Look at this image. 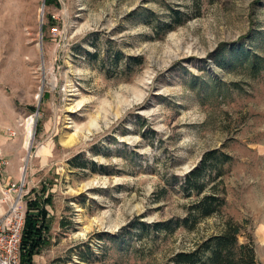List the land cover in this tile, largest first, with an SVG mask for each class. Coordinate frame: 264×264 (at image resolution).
I'll return each mask as SVG.
<instances>
[{"label": "rangeland", "instance_id": "1", "mask_svg": "<svg viewBox=\"0 0 264 264\" xmlns=\"http://www.w3.org/2000/svg\"><path fill=\"white\" fill-rule=\"evenodd\" d=\"M46 2L0 0L6 182L25 213L51 198L34 264H176L229 220L264 264V0ZM213 150L198 196L186 178ZM212 193L220 211L185 226Z\"/></svg>", "mask_w": 264, "mask_h": 264}, {"label": "trees", "instance_id": "2", "mask_svg": "<svg viewBox=\"0 0 264 264\" xmlns=\"http://www.w3.org/2000/svg\"><path fill=\"white\" fill-rule=\"evenodd\" d=\"M47 5L56 3V0H47ZM180 12L174 11L169 22L160 24L161 28L170 30L174 21H179ZM118 56H113L117 58ZM221 157L226 156L218 150L208 152L202 159L200 165L194 169L186 178L185 186L196 195L204 192L205 183L201 182L202 174L207 169H217ZM224 198L217 193H212L198 199L192 206L189 217L182 223L187 226L190 220L195 224L197 220L208 218L220 211L224 205ZM51 198H44L43 195H36L33 200L27 203L24 230L21 239V264H34L33 258L39 255L49 244L48 233L50 230L47 224V205ZM241 226L232 220L227 221L224 230L210 237L197 250L192 252H181L174 258L176 264H259L255 253V244L252 239L241 244L239 236Z\"/></svg>", "mask_w": 264, "mask_h": 264}, {"label": "built area", "instance_id": "3", "mask_svg": "<svg viewBox=\"0 0 264 264\" xmlns=\"http://www.w3.org/2000/svg\"><path fill=\"white\" fill-rule=\"evenodd\" d=\"M10 137H15V131H8ZM6 162L0 149V175ZM22 186L9 183L7 193H16V198L10 202L7 212L0 218V264H18L21 239L24 230L25 216L22 202ZM5 201V200H4Z\"/></svg>", "mask_w": 264, "mask_h": 264}, {"label": "crops", "instance_id": "4", "mask_svg": "<svg viewBox=\"0 0 264 264\" xmlns=\"http://www.w3.org/2000/svg\"><path fill=\"white\" fill-rule=\"evenodd\" d=\"M1 149V147H0ZM1 152H2V155L3 157L5 158V152L1 149ZM6 166H7V163H6ZM6 166L4 168V171L3 173L0 175V218L5 214V211H6V206L4 205L3 203V199L1 198V196H5L6 193H5V190L6 187L8 186V184L10 182H6ZM16 168H17V163H16V160L14 162H10V165L8 166V171L10 173L13 172L14 174V177H16ZM3 184V185H2ZM256 237L258 238L259 240V243L261 245L264 246V221H262L259 225H258V228H257V231H256Z\"/></svg>", "mask_w": 264, "mask_h": 264}, {"label": "bare ground", "instance_id": "5", "mask_svg": "<svg viewBox=\"0 0 264 264\" xmlns=\"http://www.w3.org/2000/svg\"><path fill=\"white\" fill-rule=\"evenodd\" d=\"M28 123H27V135H26V141H25V146L28 148L29 147V144H30V141L32 140L33 138V134H34V122L32 120V118L29 120H27ZM22 172L23 169H22ZM25 176H24V173L22 175V179L24 180Z\"/></svg>", "mask_w": 264, "mask_h": 264}, {"label": "water", "instance_id": "6", "mask_svg": "<svg viewBox=\"0 0 264 264\" xmlns=\"http://www.w3.org/2000/svg\"><path fill=\"white\" fill-rule=\"evenodd\" d=\"M41 29H42V27H41Z\"/></svg>", "mask_w": 264, "mask_h": 264}]
</instances>
